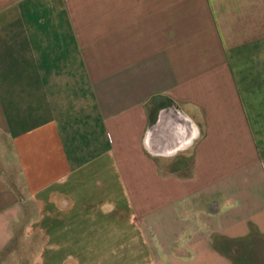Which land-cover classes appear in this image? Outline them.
Returning a JSON list of instances; mask_svg holds the SVG:
<instances>
[{
	"label": "crops",
	"instance_id": "obj_1",
	"mask_svg": "<svg viewBox=\"0 0 264 264\" xmlns=\"http://www.w3.org/2000/svg\"><path fill=\"white\" fill-rule=\"evenodd\" d=\"M170 103L200 137L155 155ZM28 240L37 264H264V0H0V264Z\"/></svg>",
	"mask_w": 264,
	"mask_h": 264
},
{
	"label": "water",
	"instance_id": "obj_2",
	"mask_svg": "<svg viewBox=\"0 0 264 264\" xmlns=\"http://www.w3.org/2000/svg\"><path fill=\"white\" fill-rule=\"evenodd\" d=\"M199 127L177 104L161 107L146 136V145L155 155L173 156L193 146Z\"/></svg>",
	"mask_w": 264,
	"mask_h": 264
},
{
	"label": "rangeland",
	"instance_id": "obj_3",
	"mask_svg": "<svg viewBox=\"0 0 264 264\" xmlns=\"http://www.w3.org/2000/svg\"><path fill=\"white\" fill-rule=\"evenodd\" d=\"M177 158H178L177 159L178 161H176V162L174 161V163L171 164L175 168L176 167L179 168L183 165L186 166L185 164H187V166H189V164L191 163V157H184V156L181 157L180 156ZM181 159L183 160L184 163L182 162ZM19 246H20V244H19ZM23 246H24V244H23ZM34 250H36V249H34ZM104 250H106V249H104ZM37 252H39V251H37ZM258 252H259V255L256 258V262H259L261 259L264 258V253L261 252V250H259ZM11 253H10V255H11ZM32 256H33V253L29 248V240H28L26 245H25V248L23 250H21V252H19V259L18 260L17 259L16 260L11 259L8 256V254L5 253L1 257L3 259V260H1V262H2V264H37V262L35 261L36 254H35V257H32ZM89 258H91V257H89ZM89 260H90L91 264H138V263H136L137 257H134V259H133V256H130V258H128L127 260H121V258L117 257V254H114L112 256H106V253H104V255L98 254ZM122 261H125V263H123Z\"/></svg>",
	"mask_w": 264,
	"mask_h": 264
},
{
	"label": "trees",
	"instance_id": "obj_4",
	"mask_svg": "<svg viewBox=\"0 0 264 264\" xmlns=\"http://www.w3.org/2000/svg\"><path fill=\"white\" fill-rule=\"evenodd\" d=\"M152 122H154V120H152Z\"/></svg>",
	"mask_w": 264,
	"mask_h": 264
}]
</instances>
